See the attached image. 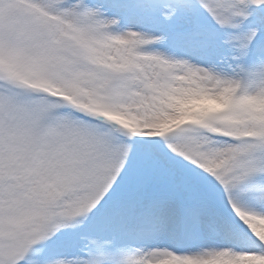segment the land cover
<instances>
[{
  "label": "snow or ice",
  "instance_id": "obj_1",
  "mask_svg": "<svg viewBox=\"0 0 264 264\" xmlns=\"http://www.w3.org/2000/svg\"><path fill=\"white\" fill-rule=\"evenodd\" d=\"M0 264H264V0H0Z\"/></svg>",
  "mask_w": 264,
  "mask_h": 264
}]
</instances>
